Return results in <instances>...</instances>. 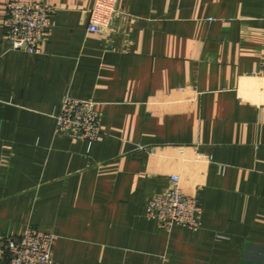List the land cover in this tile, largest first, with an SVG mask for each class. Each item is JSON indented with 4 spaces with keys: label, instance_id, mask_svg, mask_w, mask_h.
Returning a JSON list of instances; mask_svg holds the SVG:
<instances>
[{
    "label": "crops",
    "instance_id": "0c3cea01",
    "mask_svg": "<svg viewBox=\"0 0 264 264\" xmlns=\"http://www.w3.org/2000/svg\"><path fill=\"white\" fill-rule=\"evenodd\" d=\"M9 1L54 8L39 54L10 50ZM94 1L0 0V264L27 227L54 264H264V0H118L88 33ZM66 95L94 142L55 132ZM170 175L196 231L145 216Z\"/></svg>",
    "mask_w": 264,
    "mask_h": 264
},
{
    "label": "built area",
    "instance_id": "2783aa9c",
    "mask_svg": "<svg viewBox=\"0 0 264 264\" xmlns=\"http://www.w3.org/2000/svg\"><path fill=\"white\" fill-rule=\"evenodd\" d=\"M118 0H95L89 12L88 33H99L116 12ZM54 8L46 3L9 1L5 5L3 37L10 50L39 54L50 27ZM55 132L72 139L94 142L100 135L97 103L90 99L64 96L55 116ZM153 153V146H142ZM185 147L178 146L182 155ZM145 216L167 235L174 228L196 231L201 227L202 211L193 194L183 192L177 175H170L169 185L145 204ZM55 236L27 227L18 238L3 240L7 264H54Z\"/></svg>",
    "mask_w": 264,
    "mask_h": 264
}]
</instances>
